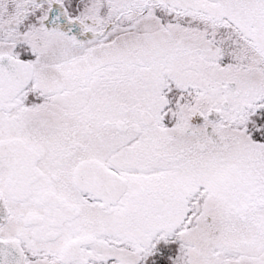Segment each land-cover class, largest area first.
<instances>
[{"label": "snow or ice", "instance_id": "obj_1", "mask_svg": "<svg viewBox=\"0 0 264 264\" xmlns=\"http://www.w3.org/2000/svg\"><path fill=\"white\" fill-rule=\"evenodd\" d=\"M0 264H264V0H0Z\"/></svg>", "mask_w": 264, "mask_h": 264}]
</instances>
